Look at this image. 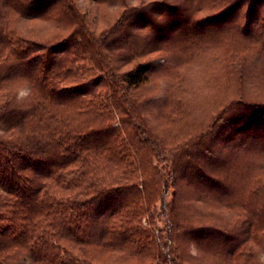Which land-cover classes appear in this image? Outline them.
Returning <instances> with one entry per match:
<instances>
[{
	"label": "trees",
	"instance_id": "trees-1",
	"mask_svg": "<svg viewBox=\"0 0 264 264\" xmlns=\"http://www.w3.org/2000/svg\"><path fill=\"white\" fill-rule=\"evenodd\" d=\"M92 1L98 7L119 8L116 19L99 33L76 9L74 0L3 1L7 9L0 25V92H5L0 93V115L9 114L15 104L12 84L24 83L27 92L22 110L9 114L10 121L0 131V264L198 262L202 255L177 254L171 244L187 235L194 243H207L203 252L209 253L215 243H223L225 234L211 222L221 215L199 210L196 204L213 201L227 206L222 202L229 195L219 191V197L212 198L209 193L226 189V179L224 173H215V168L222 170V159L208 149L207 137L219 124L237 120L241 122L239 129L248 133L246 139L253 148L264 138V100L246 95L247 57L236 53L235 85L229 90L231 97L226 103L218 109L213 107L211 117L192 124L186 136L180 134L179 139L167 142L146 123L141 107L148 98L136 97V91L148 82L147 73L153 62L139 58L161 48L148 49L133 41L134 37L122 50H106L104 43L134 15L139 19L138 29L152 25L159 41L167 40V36L186 37L191 49L206 36L211 40L205 41L207 45L219 43L226 40L227 28L234 26L235 16L244 6L245 16L249 18L251 14L253 20L246 17L245 26L239 31L247 39L233 36L237 42L232 38V47L253 46L255 60L259 61L261 51L264 53V40L259 41L264 36V0H190L183 6L170 0H139L137 5H131L129 0ZM50 5L53 12L57 11L55 14L47 13ZM208 8L215 10L195 17V13ZM152 10L167 16L161 30L149 13ZM14 12L25 19L52 18L70 30L49 44L35 41L8 27L9 16ZM228 18L227 25H219ZM249 24L256 27L251 36ZM76 47L80 51L77 55ZM190 54L195 56L197 50ZM179 61L176 58L165 71L175 74ZM130 64L134 65L124 68ZM79 70L86 73V79L77 84L70 82ZM174 85L169 82L164 96L163 117L168 119L186 102L180 86L176 94ZM202 125L206 127L201 129ZM198 149L208 159H203ZM186 164L190 168L185 176L180 168ZM206 164L214 165L212 173L204 169ZM229 171L232 174V167ZM256 176L252 177L254 192L263 187ZM179 178L182 192L178 191ZM199 186L202 188L194 192ZM171 187L174 198L167 202L164 213L170 227L180 231L167 230L170 244L165 245L167 251H161L158 243L162 237L154 234L150 225L156 201L163 202L161 194ZM262 199L264 210V194ZM189 204L191 207L187 208ZM257 227H251L247 237L227 244L222 264H256L254 254L246 249L248 241L256 239ZM198 233L205 239L198 238Z\"/></svg>",
	"mask_w": 264,
	"mask_h": 264
},
{
	"label": "rangeland",
	"instance_id": "rangeland-1",
	"mask_svg": "<svg viewBox=\"0 0 264 264\" xmlns=\"http://www.w3.org/2000/svg\"><path fill=\"white\" fill-rule=\"evenodd\" d=\"M3 1L4 0H0V25L2 14L7 9L5 8ZM140 1L129 0L131 5H137ZM170 1H175V3L177 1V5L179 4L180 6H183L182 4L185 1L190 2V0ZM53 5L48 7L46 10L47 13L52 11V14H55L57 12H53V10L58 9L57 5V8L55 9ZM74 5L76 9L82 13L84 19L90 23L92 28L97 30L98 33L101 32L105 26L114 21L119 14V8L117 5H103L98 7L92 0H74ZM204 7H206V5H204ZM219 7L220 6L215 8ZM213 10L215 9H202L201 11L195 13V17L198 18L204 16ZM244 10L245 8L243 6L239 10L237 16H235L236 23L234 26L231 25L227 28L228 31L226 33L228 35L224 34V38H226L228 42L222 39L219 43L207 45V42L205 41L211 40H209L206 36L202 38V41H198L196 46L191 49V45H189L191 43L188 42L186 37L172 39L167 36L168 38L165 37L167 40L165 39L163 41H159L160 38L158 32L152 31L154 30L152 29V25H149V30L138 29L139 19L137 15H134L129 20H126L125 24L110 34L108 39L105 41L104 47L106 50H122L131 40H133V37L136 38V40L133 41H139V43L148 49L161 48V51L159 52H153L148 56L139 58V61L153 59V62L148 69V82L140 90L136 91V97L140 100H142V98H148L147 101L142 103L141 111L146 119V123L150 125L153 132L165 141L169 142L173 139H179L181 136L178 137V135L180 134H182L183 137L186 136V133L192 128V124L196 121H200L204 117H211L213 115V107H217V109L222 107L226 103L227 99L231 97L229 90L235 85L233 63L236 60L238 51L241 54L245 53L247 57L245 60L247 67L245 66V69L247 76H249V91H246V95L264 100L263 51H261V58L259 61H256V55L254 54L256 49L253 48V46L244 48L240 45L239 49L235 48L234 50L232 47V38L235 42H237L233 36H236L243 41L247 39H243V36L239 31L245 26L248 18L245 16ZM178 11L181 13L183 10L178 9ZM149 13H151L154 22L158 25L157 28L161 30L164 21L167 20V16H160L153 10L149 11ZM168 16L174 17L173 15ZM248 16V20H253V15L249 14ZM228 21L229 18L220 22L219 25H227ZM8 22V27L13 28L15 32H20L24 35L26 34V37L46 44L55 41L56 36L65 34L66 31L70 30V28L58 25L52 18L25 19L21 18L17 13L10 14ZM248 26V30L250 31L249 35L251 36L253 28L256 31V27L251 24ZM202 28L211 29L212 27L204 26ZM171 34L174 35V32ZM263 38L264 36L260 37L259 41H263ZM208 46L211 47L206 48ZM195 50H197V54L191 57L190 52ZM233 51H235V53ZM79 52L78 47L74 48L75 55ZM72 55L73 54H71V56ZM77 58L79 57L77 56ZM176 58L178 60L180 59L179 62L181 63L177 65V72L170 75L168 71H165V68ZM184 59L188 62L183 61ZM76 62L74 63L75 67ZM132 65L134 64H130V66L128 65L124 68H129ZM2 72L3 71L1 70L0 73ZM85 79L86 73L79 70L70 77V82L77 84ZM169 82L175 83L173 88L175 89L176 94L177 86H180L181 97L186 100V102H182V105L180 104L179 107L171 113V117L168 119L165 116L163 117V114L166 112V108L164 106V96L166 95L167 88H170ZM20 84L21 85H17L16 83L14 85L12 84V92L15 93L16 98L15 104L11 108L13 112L10 111L9 114L13 113L15 115L17 111L19 112L22 110V100L27 92V87L24 83ZM4 92L5 91L3 90V92L0 93ZM174 100H177L176 97ZM214 103L217 105L213 106ZM9 114L0 115V131L10 119V117H7ZM201 123L197 124L201 125ZM240 124L241 122L237 120L232 123L219 124L215 129H213L211 134L208 136L209 138L207 137L208 149L211 150V153L214 156L222 159L220 163L222 170H216L215 168V173L217 171L224 173V177L226 179V189L218 188V191L209 190V193L212 198H218V193L220 192H228L229 195H227L226 201L222 202L227 206H220L213 201H211L213 204H196L200 206L199 210H212L216 212L218 216L221 215L220 218H216V220H212L211 222L220 226V229L225 236L222 235L223 243H215V249L211 250L209 253H206V250L203 252L207 243H199L200 240H197L194 243L193 240L188 239L187 235L185 236V239L178 237L177 244H171V246H174L173 249L177 251V254L185 253L191 257L202 255L198 262L190 261L187 264H222L221 259L224 256L223 253L227 244H234L239 239L244 238L247 234L249 235L250 231L248 230H250L251 227L255 229L257 225V237L255 240L253 239L254 241H248L249 243L247 244L248 247L246 250L254 254L253 256L256 264H264V210L261 209V203L263 202L262 196L264 194V138L259 140L261 144L259 143L258 147L256 146L253 148V146L247 142L249 141V139H246L248 133L239 129L238 126ZM201 127V129H204L206 126L202 125ZM197 153L200 154L201 157L203 156V159H208L204 156V154H202L203 152L201 149H198ZM188 165L189 164H186L180 168V172H183L185 176L186 171L190 168ZM203 167L209 173L214 171V165L211 166L206 164ZM231 167L233 169L232 174L229 171ZM254 175H258L260 177V183L263 186L258 192L253 191L252 177ZM215 176L219 178L218 173L215 174ZM181 183V179L179 178V192H182ZM175 188L176 187H174V189ZM200 188H202V186L195 188L194 192H198ZM172 191L173 189L171 187L168 189L167 193L161 194L163 202H160L159 200L156 201L154 205L155 212L150 225L154 234H159L162 237V240L158 243V250L161 251H167V246L165 245L170 244V241L167 239V230L172 227H170V222L165 215L164 210L167 207V202L170 203V200L174 198ZM208 196V191H205V197L207 198ZM190 207L191 206L189 204L187 208ZM142 222H146V219L143 218ZM224 223H229V226L227 225L225 227ZM250 223H252L251 226H249ZM172 231L173 233H176L177 231H180V229L176 227L172 228ZM197 237L205 239L199 233L197 234ZM257 239L258 242L256 241Z\"/></svg>",
	"mask_w": 264,
	"mask_h": 264
}]
</instances>
